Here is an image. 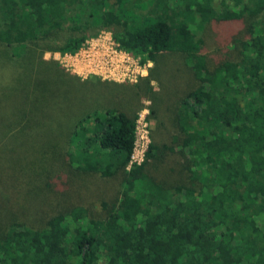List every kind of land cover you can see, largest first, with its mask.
<instances>
[{
	"label": "trees",
	"instance_id": "obj_1",
	"mask_svg": "<svg viewBox=\"0 0 264 264\" xmlns=\"http://www.w3.org/2000/svg\"><path fill=\"white\" fill-rule=\"evenodd\" d=\"M209 26L234 57L209 50ZM99 30L149 61L146 75L97 78L111 89L102 105L82 101L36 130L29 109L44 88L27 76L16 110L9 66L78 79L41 55L73 53ZM169 55L191 80L183 93L166 77ZM0 78V184L21 179L0 191V264H264V0H0ZM142 100L155 126L127 167ZM52 163L119 175L117 194L99 200L100 214L66 201ZM37 189L49 207L31 217L25 202Z\"/></svg>",
	"mask_w": 264,
	"mask_h": 264
},
{
	"label": "rangeland",
	"instance_id": "obj_2",
	"mask_svg": "<svg viewBox=\"0 0 264 264\" xmlns=\"http://www.w3.org/2000/svg\"><path fill=\"white\" fill-rule=\"evenodd\" d=\"M219 28L216 27H207L205 28L203 34L204 37H206V46L209 48V50L214 53V51H219L215 55L218 57H221L222 55L226 54V56L229 54L230 57H234L233 51L230 49L227 51V48H225L219 39ZM98 35H109L112 38V34L109 30H99L94 35H91L89 38L96 37ZM228 47V46H227ZM210 52V53H211ZM57 53L58 51L53 50H46L43 51L41 57L42 59L46 61H55L57 64L66 72L69 73V75H74L78 77V79H72L70 77H63V76H51L49 74H43L42 71L31 73L27 70V68H19L17 69L15 66L11 65L9 66L8 72L11 74L10 77L5 78L4 80H8V87L10 90H8L12 96L10 99H14L15 101L12 103L16 110H18V103L20 102V96H19V87L24 83L27 78V76L32 75L29 79L37 82L38 87L44 88V94L46 96L45 101L41 103H37L35 105H31V108L29 109L30 116L33 118V124H35V129L38 131H46L52 126V122H54V119H56V116L53 114L55 113L57 115V118L60 119L67 111L70 110V108H77L81 106V102H84V105L86 106L87 103H90L93 106L102 105L103 102L106 100H102L99 97H101V92L103 91H109L110 88L98 85L92 81H96L97 78L95 76H81L73 71H71L69 68H66L63 66V62L61 61V56H59ZM166 63L163 64L164 67H166L168 70V75L166 76L168 80H171V83L180 90V93H183L184 90H187V88L190 86L191 80L185 77L183 75V63L180 59H177L176 55H169L166 58ZM62 62V63H61ZM142 64L146 65V62H143ZM148 68L151 67V64L147 66ZM147 68V69H148ZM146 75V74H145ZM185 77V78H182ZM2 80V78H0ZM99 80H105V81H111L106 79ZM83 81H89L84 82ZM23 82V83H22ZM80 84H79V83ZM42 83V84H41ZM122 83L123 85H126L128 83L133 82H117ZM168 84V85H171ZM154 89H160L162 88L159 86V84L155 82H151ZM105 88V90H104ZM6 92V91H5ZM129 91H125L124 93H128ZM56 94V95H55ZM55 95L54 100L56 99V102L53 103L51 99L52 96ZM22 96V95H21ZM48 101V104L46 103ZM142 106L137 111V114L142 111L143 108L147 109L149 105V101L142 100ZM169 103V101H168ZM83 105V106H84ZM3 107L8 110L9 107L5 104ZM28 108L30 107L27 106ZM55 109H54V108ZM167 102L160 104V116L165 114L167 112L166 110ZM13 108V107H12ZM167 114V113H166ZM148 110L147 113L144 115L143 119L145 121V126L142 125L137 126V143L135 146V149L133 151V155L131 158V161L133 163L138 162L141 158V153L145 148V145L150 141V130L154 128L155 126V120H153L150 116L148 117ZM161 119L165 120L163 116H161ZM167 126V125H166ZM52 168L50 167L51 172H56L57 170V164L52 163ZM49 167V166H47ZM60 176L61 179H63L65 185H67V190L69 191V197L66 199L70 202H77V200L84 201V204L92 206V210L95 211V213H101L102 209V203H99L100 199L109 200L116 196L117 190L119 188V175L114 177H101L97 174H79L76 172L73 173H67L63 168L56 172V174H49V177L54 178L56 176ZM16 175V178L10 177L8 180L4 181L5 183H1V192L2 193H8V191L5 189L7 183L12 186H17L19 181L21 180L20 177ZM50 179L46 180L49 181ZM29 181V179H28ZM35 185V184H34ZM39 183L37 182L36 186H38ZM33 186V185H32ZM32 186H29L27 188H31ZM5 189V190H4ZM26 189V188H25ZM35 189V187L33 188ZM24 190V189H23ZM18 193V192H17ZM24 193V191L22 192ZM16 194V193H15ZM15 199V195L13 197V200ZM51 201V199H50ZM18 202L22 205L24 204V201L21 200L20 195L18 196ZM27 203V204H26ZM44 197L40 194V190L37 189L33 191V193L30 194V198L27 199L25 202L26 207H24L25 215L33 216L35 212L39 209H47L49 207L48 204L45 205ZM6 208V207H5Z\"/></svg>",
	"mask_w": 264,
	"mask_h": 264
},
{
	"label": "built area",
	"instance_id": "obj_3",
	"mask_svg": "<svg viewBox=\"0 0 264 264\" xmlns=\"http://www.w3.org/2000/svg\"><path fill=\"white\" fill-rule=\"evenodd\" d=\"M63 66L69 68L74 73L81 76H95L101 79L111 80L115 82H134L138 77L147 73V66L151 64L145 61L142 64L138 57H134L124 50L120 49L109 35H98L93 38L86 39L73 53L59 52ZM61 62V63H62ZM147 113V109L143 108L135 119V139L130 156V164H137L141 159L133 163L131 161L133 151L137 143V126H145L143 119Z\"/></svg>",
	"mask_w": 264,
	"mask_h": 264
}]
</instances>
